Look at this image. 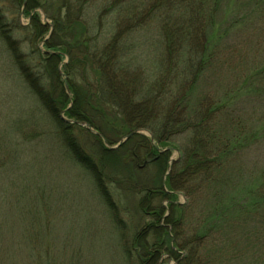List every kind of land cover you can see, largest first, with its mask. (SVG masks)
<instances>
[{"label":"rangeland","instance_id":"1","mask_svg":"<svg viewBox=\"0 0 264 264\" xmlns=\"http://www.w3.org/2000/svg\"><path fill=\"white\" fill-rule=\"evenodd\" d=\"M108 2L117 0H90L89 7L99 11ZM181 4L194 7L199 12L194 17L206 29L200 36L205 65L194 97L219 109L212 118V128L230 144V153H220V158L211 155L209 169L190 172L182 167L188 152L185 149L192 144L189 133L163 147L152 140L155 126H137L132 133L139 139L125 150L134 151L135 145L148 147L136 149L139 159L134 169L141 172L131 183L114 185L119 191L112 197L115 205L111 207L103 200L91 172L75 163L63 147L42 102L30 90L0 36V264H129L125 243L133 242L154 220L152 213L139 212L143 198L135 184L162 180L167 193L168 178L175 189L174 201L181 208L173 214L178 222L174 229L163 222V229H148L147 241L136 244V256L149 258L143 247L155 243L154 233L166 229L168 236L161 238L164 244L157 264L190 260L198 264H264V0H185ZM6 9L9 28L17 23L21 28L29 26L30 18L23 9L19 15L7 3ZM36 12L50 28L44 37L47 40L53 23L43 10ZM110 25H103V42L112 37ZM174 25L181 28V19L165 25L147 16L135 23L129 43L136 42L137 51L140 49L139 54L151 65L156 44L161 47L165 43ZM13 39L16 49L23 54L29 51L25 31H15ZM38 47L44 54L43 42ZM68 60L67 55L59 67L60 80L73 101L64 70ZM149 105L151 111L148 108L140 115L148 122L157 115L153 104ZM99 129L107 148L117 149L128 140L129 135L120 127L107 124ZM92 130V135H97ZM75 135L97 169L108 174L113 165L105 166L98 154L89 150L99 146L96 139L78 132ZM106 137L114 141L112 147ZM149 147H157L159 153L170 151L162 172L151 164L155 159L147 154ZM151 205L152 210L162 207L164 220L170 216L168 200L161 198ZM170 247L177 251L180 262L176 255L171 256ZM133 264H140L139 258Z\"/></svg>","mask_w":264,"mask_h":264},{"label":"trees","instance_id":"2","mask_svg":"<svg viewBox=\"0 0 264 264\" xmlns=\"http://www.w3.org/2000/svg\"><path fill=\"white\" fill-rule=\"evenodd\" d=\"M42 1L45 2L44 6ZM137 1L108 2L101 10L96 11L89 7L90 0H0L1 38L7 42L30 90L42 102L49 121L56 127V132L63 141V147L75 163L91 172L103 200L109 207L115 205L112 197L119 191L114 188L119 185L117 183H131L141 172L134 169L139 159L136 149L147 150L148 147L141 149L135 145L134 151L125 150L129 144L139 139L132 134L137 126L147 128L148 123L155 126L156 131H152L153 139L163 147L171 146L177 137H184L189 133L188 140L192 144L189 143V148L185 149L188 152L182 167L190 172L197 170L198 173L209 169L211 165L208 158L211 155L220 158V153H230V144L212 128V118L219 109L194 97V91L203 75L201 70L205 65L202 55L204 46L200 43L203 37L200 36L206 29L194 17L199 12L194 7L186 8L182 5L185 0L178 5H174V0H139L140 4ZM6 3L14 14L17 12L19 15L23 9L22 13L30 18L29 26L21 28L17 23L9 28ZM38 9L43 10L53 23L51 37L47 40L44 37L48 35L50 28L41 22V17L36 12ZM103 10L106 11L102 15ZM147 16L165 25L180 19L182 22L181 28L175 27L176 25L169 28L165 43L161 47L156 44L155 62L151 65L146 60L148 58L139 54V47L137 51L136 42L131 40L133 44L129 43V38L135 31V23ZM105 23L107 26L111 24L112 30V37L108 42H103L101 38ZM129 23L133 27L126 28L125 25ZM167 29L165 27V32ZM19 30L28 35L29 51L24 54L13 45V34ZM41 42L46 50L44 54L38 47ZM67 55L69 60L64 65V70L68 75L73 101L69 100L60 80L59 67ZM137 101H141L139 105L136 104ZM149 104H153L157 115L148 122L146 117L140 115L146 113L148 108L151 111ZM62 117L74 123L65 122ZM76 122L85 123L90 129H95L97 135L93 136L89 129L75 124ZM107 124L120 127L123 133L132 135L117 149L107 148L102 141L104 133L99 129ZM77 132L96 139L99 146L89 150L95 151L105 166L113 165L108 167V174L97 169L93 158L76 138ZM111 140L107 138L110 147L114 145ZM147 154L155 159L151 164L161 168L162 172L169 161L170 151L167 149L164 153H159L157 147H149ZM174 164L176 167L181 166L180 163ZM167 186L169 191L166 193L162 180L151 184H135L139 196L143 198L138 204L139 212L152 213L154 220L145 226V230L135 235L133 242L125 243L124 253L129 264H133L137 258L140 264H157L162 256L164 243L161 238L168 236L166 229L154 233L156 242L149 247H143L149 258L142 254L136 256L135 252L137 243L147 241L148 229L160 226L163 229L161 222L174 229L178 222L173 214L181 208L174 201L176 194L171 187L170 178L167 179ZM161 198L169 201L171 213L165 220L162 207L150 209L152 202H158ZM169 251L180 262L177 251L173 247ZM179 264L198 262L190 260Z\"/></svg>","mask_w":264,"mask_h":264},{"label":"water","instance_id":"3","mask_svg":"<svg viewBox=\"0 0 264 264\" xmlns=\"http://www.w3.org/2000/svg\"><path fill=\"white\" fill-rule=\"evenodd\" d=\"M62 119H63L65 122H68V123H74L73 121L66 120V119H64L63 117H62ZM75 124L80 125V126H83V127L87 128V129H89L91 132H93V130L90 129V128L88 127V125H86L85 123H82V122H76ZM133 134H134V133H133ZM130 136H131V135H129L127 138H129ZM152 140H153V138H152ZM122 143H123V142L119 143V145H118L117 147H119Z\"/></svg>","mask_w":264,"mask_h":264}]
</instances>
